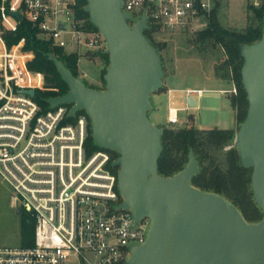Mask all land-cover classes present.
I'll use <instances>...</instances> for the list:
<instances>
[{"label": "built area", "instance_id": "obj_1", "mask_svg": "<svg viewBox=\"0 0 264 264\" xmlns=\"http://www.w3.org/2000/svg\"><path fill=\"white\" fill-rule=\"evenodd\" d=\"M216 2L122 0V11L131 25L145 15L152 35L194 34L208 26ZM76 5L77 0H1L0 19L15 31L19 21L8 12L18 11L52 46L78 54L81 79L88 76L79 68L81 59L106 46L100 31L76 16ZM23 46L22 38L8 48L0 31V178L14 192L11 206L34 220L33 245H0V264H128L132 249L146 241L150 221L135 222L132 210L119 208L123 199L109 152L86 154L87 114L69 116L66 104L43 110L22 93L43 83L40 73L27 69L33 53ZM37 76L41 83L31 81ZM203 91L184 93L195 97ZM230 93H237L235 86ZM187 106L169 107L168 124L178 123V112Z\"/></svg>", "mask_w": 264, "mask_h": 264}, {"label": "water", "instance_id": "obj_2", "mask_svg": "<svg viewBox=\"0 0 264 264\" xmlns=\"http://www.w3.org/2000/svg\"><path fill=\"white\" fill-rule=\"evenodd\" d=\"M85 1L83 10L105 41V88L87 86L50 53L68 91L45 102L50 108L70 105L69 116L83 110L94 142L117 153L112 166L118 168L119 208L132 210L135 222L150 221L146 241L132 249L128 264H264V29L258 40L240 47L248 107L234 145L242 166L252 170L253 199L262 212L260 220L248 222L222 194L192 185L199 172L192 149L180 171L159 174L163 127L150 122L148 112L150 95L162 88L164 68L158 48L144 34L146 16L131 25L122 0ZM8 13L22 19L18 11ZM21 91L35 97L33 88ZM184 103L196 106L192 96Z\"/></svg>", "mask_w": 264, "mask_h": 264}, {"label": "trees", "instance_id": "obj_3", "mask_svg": "<svg viewBox=\"0 0 264 264\" xmlns=\"http://www.w3.org/2000/svg\"><path fill=\"white\" fill-rule=\"evenodd\" d=\"M219 3V0H217L208 26L194 34H196V42L202 45L201 49L220 47L223 50L224 57L215 64L213 72L216 78L232 81L236 87L237 93L230 97V103L235 111L238 126L244 120L248 107L246 93L241 83L240 69L243 59L240 54V47L244 43H251L260 38L262 29H264V3L258 7H250L253 18L251 23L242 31L225 28L220 23L217 16ZM85 4V0H77L76 16L85 19L91 27H94L89 20L88 13L83 10ZM0 31H2L3 40L8 48L17 44L23 38V49L33 53L32 59L27 63V69L30 72L40 73L44 76V86L42 89L35 90L34 99L43 110L48 109V104L45 102L46 98L62 95L68 91L67 85L62 81L54 62L48 58V55L52 53L71 70L74 76L78 77V54L68 53L62 48L52 46L49 40L40 35L37 26L25 18L18 22L15 31L3 30L0 23ZM144 34L158 50L164 47V45L155 43L153 40L154 35L149 30L144 31ZM93 55L108 60V56L103 52H95ZM31 81L40 82L41 76L32 78ZM78 113L85 112L81 110ZM162 127L163 150L158 159L159 174L171 176L180 171L186 165L189 150L192 149L199 167V172L191 180L192 185L202 190L222 194L239 208L248 222L260 220L262 212L254 202L251 189L252 170L242 166L237 148L234 145L236 128ZM227 146L231 147L225 149ZM85 149L87 155L97 150H105L100 148L92 139L90 123ZM106 151L109 152L111 157L108 166L117 173L118 168L112 166V161L117 157V153L113 150ZM33 234V218L27 216L24 219L23 217L20 246L33 245Z\"/></svg>", "mask_w": 264, "mask_h": 264}, {"label": "rangeland", "instance_id": "obj_4", "mask_svg": "<svg viewBox=\"0 0 264 264\" xmlns=\"http://www.w3.org/2000/svg\"><path fill=\"white\" fill-rule=\"evenodd\" d=\"M217 16L220 23L228 29L237 31L244 30L252 21L253 13L251 6L258 7L264 0H219ZM6 8L9 3H5ZM3 30H7L6 21L0 19ZM155 43L164 45L159 49L164 68V75L167 76V83L172 88H184L195 86L205 88L203 93L195 98L196 106H187V109L178 112V123L171 125L167 122L168 106L185 107L180 99L168 100V94L160 92L158 111L148 112V119L156 126H171L182 128L194 126L196 128H218L231 129L235 126V112L230 106L228 94L222 93L221 89H231V81H215L214 83L203 82L204 77L209 76L215 64L223 59V50L220 47L202 48L201 43L196 42V34H169L161 33L153 36ZM82 58L79 68L86 71L88 76L82 77L87 86L104 89V76L108 67V60L99 56L88 54ZM175 71V72H174ZM43 76V74H41ZM23 80H27L24 75ZM44 86V76L42 87ZM41 87V88H42ZM40 88V89H41ZM181 95L183 93H180ZM155 98V97H153ZM157 116V118H156ZM158 118L160 119L159 121ZM13 190L0 178V245L19 246L21 244V223L30 215L24 211L11 206Z\"/></svg>", "mask_w": 264, "mask_h": 264}, {"label": "crops", "instance_id": "obj_5", "mask_svg": "<svg viewBox=\"0 0 264 264\" xmlns=\"http://www.w3.org/2000/svg\"><path fill=\"white\" fill-rule=\"evenodd\" d=\"M175 72V71H174ZM172 73V72H171ZM171 73H166V75H164V78H163V85H162V90L161 91H157L153 94L150 95V102L153 106L152 108V112H155V111H158L159 108H158V102H159V99L157 98V95L158 93L160 92H163V93H167L168 94V100L169 101H173L175 99H180L181 102L184 103L185 99H186V95L184 93L185 89L187 88H195V89H202V90H205V88H200V87H191V86H186L184 88H172V87H169L168 86V83H167V76ZM32 79V78H31ZM42 80V78H41ZM215 81H222L221 79H218L214 76V72H213V68H212V71L210 72L209 76H206L204 77V80L203 82H200V83H208V84H211V83H214ZM41 83V81H40ZM232 83V87L231 89H221L220 91L224 94H228V98H229V102H230V97L233 95L232 93H230V91L232 90V88L235 86L234 83L231 81ZM180 93H183L182 95ZM155 97V98H153ZM196 101V104H197V99L195 97H193ZM230 106H231V103H230ZM169 107H172V106H168ZM174 108H182V107H174ZM233 109V108H232ZM168 112V111H167ZM235 112V111H234ZM157 118V116H156ZM160 119L158 118L157 121H159ZM162 126H165V125H161L160 127ZM237 126V123H236V118H235V126L234 128H236ZM199 129H207V128H199ZM209 129V128H208Z\"/></svg>", "mask_w": 264, "mask_h": 264}]
</instances>
